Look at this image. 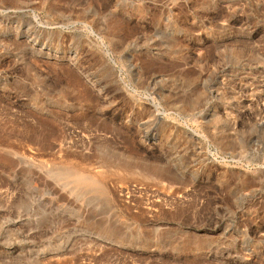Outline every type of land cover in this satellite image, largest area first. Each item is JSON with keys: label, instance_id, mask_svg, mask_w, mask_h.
I'll return each mask as SVG.
<instances>
[{"label": "rangeland", "instance_id": "rangeland-1", "mask_svg": "<svg viewBox=\"0 0 264 264\" xmlns=\"http://www.w3.org/2000/svg\"><path fill=\"white\" fill-rule=\"evenodd\" d=\"M0 264H264V0H0Z\"/></svg>", "mask_w": 264, "mask_h": 264}, {"label": "bare ground", "instance_id": "bare-ground-1", "mask_svg": "<svg viewBox=\"0 0 264 264\" xmlns=\"http://www.w3.org/2000/svg\"><path fill=\"white\" fill-rule=\"evenodd\" d=\"M160 168V167H159ZM165 169V168H164ZM162 170V169H161ZM168 171V170H167ZM140 174V173H139ZM141 175H143V174H141ZM140 175V176H141ZM145 175V174H144ZM142 177V176H141ZM144 177H146V178H149L150 180H152V181H155L156 179L154 178V177H152L151 175H145ZM78 178V177H77ZM86 178V177H85ZM84 178V179H85ZM140 178V177H139ZM145 178V179H146ZM84 179H82V176L80 177V178H78L77 180L79 181V182H82V183H85V181H84ZM158 181V180H157ZM91 189L93 190V192H95V193H98V192H100V189H98V185L97 184H95V183H92L91 184ZM76 195V194H75Z\"/></svg>", "mask_w": 264, "mask_h": 264}]
</instances>
